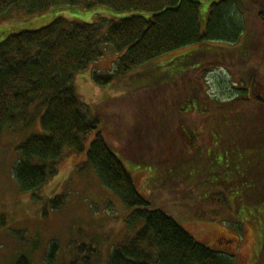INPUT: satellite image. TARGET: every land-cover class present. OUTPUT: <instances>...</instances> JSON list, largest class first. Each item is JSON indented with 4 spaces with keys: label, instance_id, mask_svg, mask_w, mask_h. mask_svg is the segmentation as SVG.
<instances>
[{
    "label": "rangeland",
    "instance_id": "1",
    "mask_svg": "<svg viewBox=\"0 0 264 264\" xmlns=\"http://www.w3.org/2000/svg\"><path fill=\"white\" fill-rule=\"evenodd\" d=\"M200 2L204 13L210 0ZM258 10L253 5L245 6L244 30L235 44L188 46L124 76H113L109 84L97 85L92 74L113 75L120 56L105 45L102 57L78 72L71 83L87 118L99 119L98 130L130 174L148 209L164 212L196 242L232 258L234 264H264V204L248 210L247 203L242 205L240 201L238 208V199L235 202L242 187L251 185L249 181H238L245 174H264L263 166L256 169L251 159L239 162L236 134L226 149L216 148L218 142H214L198 152L193 148L186 160L174 159L171 153L170 158H165L160 150L166 137L171 135V142L179 137L180 106L183 113L195 107L193 93L191 105L180 103L188 98V86L193 92L198 85L202 88L198 98L204 104L206 98L222 102L236 98L237 90L254 74L264 81V21L256 16ZM118 16L96 0H80L77 6L52 8L36 16L11 12L9 19L0 20V43L10 35L38 30L56 19L62 20V29H67L74 22L101 25ZM106 28L102 26L101 36ZM231 106L235 109L234 103ZM258 108H247L248 115ZM42 112L43 109L31 126H17L0 138V264H12L22 254L28 255L32 264H44L52 243L58 245L54 264L68 263L83 244L97 251L92 264H107L112 249L127 235L125 219L130 209L100 184L90 166L75 169L74 164L84 160V155L69 157L70 152L64 149L57 174L50 176L38 191L22 193L18 189L13 177L20 158L17 147L30 135L41 132ZM230 116L238 125L234 110ZM186 118L185 125L190 120L199 125L204 122L197 116ZM252 119L254 130H264V114L253 115ZM205 125L206 121L199 127ZM219 126L223 132L220 139H229L233 130L223 122ZM197 129L192 124L193 132ZM201 132L204 139L205 130ZM92 137H87L86 145ZM57 195L63 198L53 208L49 201Z\"/></svg>",
    "mask_w": 264,
    "mask_h": 264
},
{
    "label": "trees",
    "instance_id": "2",
    "mask_svg": "<svg viewBox=\"0 0 264 264\" xmlns=\"http://www.w3.org/2000/svg\"><path fill=\"white\" fill-rule=\"evenodd\" d=\"M96 1L119 16L104 20L101 25L74 22L67 29H62V20L56 19L38 30L10 35L0 43V138L5 131L17 126H31L43 109L41 132L30 135L17 147L20 158L14 166L13 177L19 191H38L50 176L57 174L63 151L67 149L69 157H85L74 164L77 171L90 166L100 184L130 209L125 219L127 235L112 249L107 264H234L232 258L196 242L164 212L148 209L147 201L137 192L130 174L98 130L99 119L87 118L71 83L78 72L102 57L105 45H110L120 56L113 75L92 74L91 79L97 85L109 84L113 76H124L162 55L188 46L212 42L235 44L244 30L243 9L253 5L259 9L256 12L259 17L264 14L259 12L264 10V0H210L204 13L201 12L202 0ZM79 3L80 0H0V20L9 19L11 12L23 11L36 16L52 8L73 7ZM103 25L107 28L101 36ZM200 92L199 85L194 92L191 86L186 89L189 101L180 103L191 105L193 93L195 107L183 113L180 106L179 137L173 142L171 135L165 138L160 150L163 157L170 158L171 153L174 159L186 160L193 148L198 152L201 147L218 142L216 148L226 149L227 143L234 138L238 125L230 113L234 110L238 118L236 111L241 100L236 97L222 102L206 98L203 104L198 98ZM233 103L235 109L229 107ZM246 110L244 120L248 119ZM191 115L204 122L199 125L190 120L189 125H185L186 117ZM205 121L206 128L199 127ZM219 122L233 130L229 139H220L223 132ZM192 124L199 131L193 132ZM202 129L205 130L204 139ZM215 137L219 140L214 141ZM245 181H248L246 177H242L238 183ZM222 187L227 189L225 185ZM32 197L36 199L35 195ZM62 198L57 195L49 202L56 208ZM237 199L239 208L240 197L236 198V203ZM57 251L58 245L52 243L43 263L54 264ZM96 252L92 246L83 244L65 264H92L91 258L97 256ZM12 264L32 262L28 255L22 254Z\"/></svg>",
    "mask_w": 264,
    "mask_h": 264
},
{
    "label": "flooded vegetation",
    "instance_id": "3",
    "mask_svg": "<svg viewBox=\"0 0 264 264\" xmlns=\"http://www.w3.org/2000/svg\"><path fill=\"white\" fill-rule=\"evenodd\" d=\"M259 12L264 13V10ZM259 18L264 21V14L259 16ZM262 80H264V78H262ZM237 91L236 97L241 100L238 110L236 111L239 121L238 126L235 128L236 144L239 150V162L243 164L244 160L251 159L256 169L260 166L264 168V130H257L256 127L254 130L255 124L252 119L253 115L264 114V81L258 79L257 75L254 74L247 84L240 86ZM248 103H250V105ZM253 106H258L260 108H258L257 111L253 110L254 112L248 115V119L251 116L249 121L248 119L244 120V111L246 108ZM244 150L247 151V155L244 154ZM244 176L251 185L248 188L242 187V194L238 197H240L242 205L247 203V207H249L248 210L258 209L264 204V174L257 173L253 177L245 174L243 175L245 179ZM253 179L257 181L256 184ZM243 183L244 182H241L240 184ZM260 197H263V199Z\"/></svg>",
    "mask_w": 264,
    "mask_h": 264
}]
</instances>
